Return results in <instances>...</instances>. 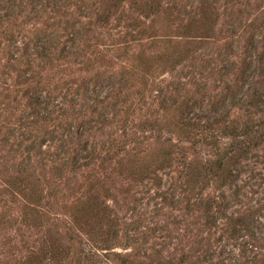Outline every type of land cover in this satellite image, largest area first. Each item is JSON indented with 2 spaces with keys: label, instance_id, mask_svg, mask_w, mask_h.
Segmentation results:
<instances>
[{
  "label": "rangeland",
  "instance_id": "rangeland-1",
  "mask_svg": "<svg viewBox=\"0 0 264 264\" xmlns=\"http://www.w3.org/2000/svg\"><path fill=\"white\" fill-rule=\"evenodd\" d=\"M99 1L73 0L62 8L68 23L61 34L72 30L70 22L85 24L89 30L79 34L85 51L106 60L93 66L118 72L112 87L97 84L98 97L109 95L106 117L84 128L91 102L82 97L43 125L65 140L71 137L62 126L82 133L74 134L83 147L76 166L72 139L48 141L34 129L42 147L19 146L5 125L17 126L21 117L28 124L33 110L21 94L0 97L9 102L0 110V264H264V0H160L161 16L124 0L105 20L96 14ZM152 1L138 0L142 6ZM36 14L28 5L17 24L41 32L54 20ZM155 21L154 32H143ZM190 21L194 28L186 35ZM132 62L143 63V71L120 81L119 72ZM1 70L6 94L16 76ZM87 72L78 63L45 69L55 109L68 87L72 98ZM171 94L177 107L167 100ZM226 113L225 123L205 129ZM150 118L161 121L150 126ZM186 121L204 127L182 132ZM247 125L254 126V139L229 164L232 177L209 172L195 185L184 183L185 162L201 166L235 140H249L242 135ZM93 149L88 163L84 156ZM17 174L21 185L10 182ZM33 205L40 216L32 214ZM242 216L245 224L238 223ZM53 245L60 255L48 251Z\"/></svg>",
  "mask_w": 264,
  "mask_h": 264
},
{
  "label": "trees",
  "instance_id": "trees-1",
  "mask_svg": "<svg viewBox=\"0 0 264 264\" xmlns=\"http://www.w3.org/2000/svg\"><path fill=\"white\" fill-rule=\"evenodd\" d=\"M124 0H100L99 6L96 10V14L99 20H105L114 12H117L122 9ZM136 4L145 10L153 13L154 15H163L161 10L160 0H153L150 3H145L143 6L139 4L138 0H134ZM71 3H74L73 0H0V65L2 67L1 73L6 77H11L13 79V74L16 76L14 87L10 90V92L6 94H2L0 92V97L3 99L10 98L14 96L15 100L18 95L25 96L28 98L27 106H29L33 110L32 119L28 124L22 122L23 119L21 117V123L17 126L5 125L8 127L7 133L12 135L14 138L18 137V145L22 146L24 143H28L26 149L29 151H35V149H40L42 147V138L39 134H35L33 131L37 129L38 131H42L44 135H48V141H59L61 140L70 143L73 142L74 149L76 154L71 158V163L73 165H77L80 162V159L77 157V153L83 149L82 143L78 142L75 137L82 136L81 132L73 130L71 125L62 126L63 132L62 134L66 137H71V139L65 140L64 138H59L54 135V130L44 129V123L52 121L51 123H55V119H58L59 116H54L58 111L60 115H65L64 105L68 102L73 105L75 103H79V99L82 97H86L90 100L89 106H87L90 113L86 116V127L84 128H92L95 122L103 120L106 117V109L108 105L106 104L107 98L109 95L103 96V99L100 98L101 92L98 97V83H103L104 87H112L116 83V78L118 77V72L116 74L111 73V71L106 70L102 71L98 66L94 67V63L100 61L99 63H104V57H95V52H86V46L83 42L81 30L86 28L85 24L80 27H76V23L69 22L71 26V31L69 34L64 33L61 34V31L64 29V24L68 23V12L66 10H62L64 7H69ZM28 5L31 6V11L37 13L35 18L40 17L41 15H46L50 19H54L53 22L48 23L46 28L41 32H38L37 29L26 30L24 26L21 24H17V21L20 17H23L25 9H27ZM207 8V6L205 7ZM88 17V15H85ZM205 16L206 15H202ZM92 21H88V24H92ZM210 25V24H209ZM149 28H144L143 32H148L149 30L154 32L157 28L156 21L152 24L148 25ZM193 22L190 21L184 27V31L186 35H189V30L193 29ZM75 30V31H73ZM89 29L86 28V32ZM254 39V37H253ZM251 47L257 49V43H253L250 41ZM88 47V46H87ZM188 50V47H186ZM3 61V63H2ZM67 63H78L85 67L89 74L88 79H83V83L78 85V87L74 91V95L71 99L67 100L69 96V88L66 89V92L62 96V101L59 102L58 109H55L54 99L47 88L45 82L43 81L42 73L48 67L61 66ZM141 63V61H140ZM108 65V64H106ZM143 63L140 66H137L134 62L127 66V68L122 69L119 72L120 81L126 80L128 76L130 79L136 77L140 74V68L143 67ZM147 66V65H146ZM94 82V83H93ZM84 84V85H83ZM83 85V86H82ZM93 85V86H92ZM20 88H19V87ZM82 86V87H81ZM10 87L7 89L9 90ZM22 90V91H21ZM103 93V92H102ZM96 95L94 97L93 95ZM168 102H171L172 106H178L177 98L174 94H171L167 97ZM237 97H235L236 99ZM14 100V101H15ZM165 99H162L161 102ZM9 102L0 100V110L5 111L7 109V105ZM112 107V105H109ZM80 113H84L81 111ZM97 116V117H96ZM228 113L219 118H215L209 126H205V129H212V125L215 123H225L227 120ZM159 118H150L146 120V124L150 126H155L159 124ZM2 122V121H1ZM41 123V124H39ZM200 127H204V124L200 122H190L186 121L180 127L181 131H195L200 130ZM4 125L2 126V129ZM1 129V127H0ZM256 130L254 126L247 125L245 127L243 136L250 138L249 140H235L230 143L229 148H227L222 153H218V156L213 161H207L206 164L198 165L196 164V160H191L185 162L184 167L189 171L184 173L185 180L184 183L188 186L195 185L197 182L201 180L202 175L207 176L208 173H212L216 177H232L231 170L228 168L229 164L238 161L241 157L240 154L246 153V147L249 146L248 141H252L254 138V133ZM77 134L74 136V134ZM233 135V134H232ZM235 136V135H234ZM77 137V138H78ZM236 137V136H235ZM5 139V138H4ZM3 140V139H2ZM172 145H177V143H173ZM216 147V149H220L217 144V140H215L212 144ZM78 146L79 148H76ZM61 152L65 151L64 145H60ZM107 154L111 152H116L117 149L110 148L108 149ZM38 151V150H37ZM35 151V152H37ZM171 153V152H170ZM60 153H57L59 155ZM119 155V154H118ZM95 149L89 151L87 155L84 156L85 159L88 160V163L94 160ZM169 157L164 158L166 163H170ZM70 161V159H69ZM69 161H63V164L69 163ZM22 181L21 177L17 175H13L10 179L11 183H17V185H21ZM26 195L34 200V203L37 200L38 196L34 194ZM37 197V198H36ZM33 210V215L40 216V209L38 206H34L31 208ZM245 216H242L241 219H238V223H243ZM83 222V220L81 221ZM51 255L53 257L60 255V247H55L54 245L49 248ZM68 252H65V256H68ZM63 256V254L61 255ZM29 262V261H28Z\"/></svg>",
  "mask_w": 264,
  "mask_h": 264
}]
</instances>
